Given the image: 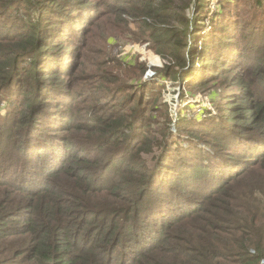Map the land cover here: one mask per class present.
Here are the masks:
<instances>
[{
  "label": "trees",
  "instance_id": "trees-1",
  "mask_svg": "<svg viewBox=\"0 0 264 264\" xmlns=\"http://www.w3.org/2000/svg\"><path fill=\"white\" fill-rule=\"evenodd\" d=\"M132 1L146 14L154 12L156 0L125 3L130 5ZM158 8L163 16L166 8L160 4ZM11 9L33 13V18L24 32L16 28L3 31L15 47L5 64L34 55L33 68L48 76L42 75V82L34 87L37 98L27 97L30 104L23 122L29 123L18 132L14 124H6L4 136H0V239L14 237L15 233L29 236L35 243L34 257L48 264H262L264 97L255 98L250 83L256 77L264 84V69L257 63L260 58L255 60L258 54H264L263 41L249 40L233 49L209 41V47L203 45L208 47L206 54H194L205 75L229 66L236 69L234 80L238 81L234 84L238 93L227 101L231 105L220 125L210 134L204 133L208 145H214V158L193 166L186 151L165 149L150 166L131 156L140 140L135 142V121L129 123L125 114L116 116V111H110L109 116L96 117V126H90L96 135L89 140L93 149L89 151L78 142L79 147L72 153H68L66 142L57 138L59 132L64 134L75 127L74 119L72 126L65 124L70 107H65L67 113L58 121L59 117L53 120L49 110L42 117L45 126L41 134L37 131L41 122L29 118L33 108L50 104L45 94L50 85L45 82L47 77H57L58 73L68 76L78 67L77 50L64 47L68 39L61 37L59 28L67 27L73 36L84 33L101 13L95 2L0 0V12L5 14ZM55 11L62 14L60 21L56 14L58 22L43 19V13ZM77 25H83L82 29L78 30ZM226 29L222 26L217 35ZM163 37L172 43L166 29L160 34L161 42ZM57 41L63 44H59V50L66 49L64 62L52 67L44 60ZM171 46L173 50L181 48ZM163 49L156 50L162 54ZM16 50L18 56H14ZM223 50L224 56L217 57ZM33 74L31 71L28 78ZM57 96L56 102L65 103L64 97ZM183 127L191 133L190 125L179 129ZM204 129L210 132L208 126ZM109 145H115L114 149H107ZM94 147L100 150L95 163ZM221 150H227L230 156ZM93 163L97 167L93 168ZM166 163L170 165L160 171ZM112 172L123 177H109ZM239 191L241 200L234 195ZM256 221L263 226L256 228ZM254 230L260 237L258 242L252 241Z\"/></svg>",
  "mask_w": 264,
  "mask_h": 264
},
{
  "label": "rangeland",
  "instance_id": "rangeland-1",
  "mask_svg": "<svg viewBox=\"0 0 264 264\" xmlns=\"http://www.w3.org/2000/svg\"><path fill=\"white\" fill-rule=\"evenodd\" d=\"M88 1L95 2L101 13L87 25L84 33L80 31L73 36L67 27L58 30L61 37L68 39L64 47H75L77 50L78 67L68 76L58 73L57 77L55 74L47 77L48 81L45 82L51 87L47 83L49 89L45 94L50 98V104L46 108H33L29 115V118H37L41 122L42 127L37 126V131L41 134L44 129L42 117L49 110L53 120L59 117L58 121L67 113L65 107H70V118L65 124L72 126L74 119L75 127L69 128L64 134L59 132L57 138L66 142L68 153L79 147L78 142L91 151L93 147L89 140L96 136L90 127L96 126L94 119L109 116L110 111H116V116L117 113L125 114V120H129V123L135 121L132 133L136 134L135 142L140 140L131 153L135 160L143 159L151 166L156 161L155 157L165 149L168 152L186 151V155L191 156L193 166L214 158L211 148L214 145H208L204 133L210 134L212 128L218 127L220 121L225 119L223 115L229 110L227 106L231 105L227 101L238 93L234 84L238 81L234 80L236 69L223 66V70L212 69L205 75L199 67L200 59H196L194 54H206L204 50L209 47V41L231 49L235 46L241 48L249 40L258 39L256 43H264L261 40L264 38V0H156L151 15L138 8L135 1L130 5L125 0ZM158 4L166 8L163 16ZM54 14L60 15V21L62 14L59 11L43 13V19L58 22ZM32 18L33 13L28 11L15 13L11 9L5 14L0 12V136H4L3 127L6 124H14L18 132L29 123L30 120L25 124L23 122L30 104L27 97L30 95L37 98L34 87L40 81L39 78L45 75L33 68L36 63L34 55L20 58L18 63L12 60L5 64L11 59L9 51L15 47L3 31L16 28L24 32L25 25ZM187 24L188 32L185 31ZM222 26L227 29L222 32L224 34L217 35ZM82 27L79 25L78 30ZM165 29L172 35V43L165 37L163 42L159 40ZM59 44L63 45L57 41L53 46L56 48L45 56L44 61L52 67L61 63V60L64 62L63 53L66 49L59 50ZM172 44L181 48L173 50L170 48ZM204 44L208 47H203ZM157 47L164 48L162 54L157 52ZM17 50L14 56H18ZM224 52L221 51L217 57H223ZM208 58H212V55ZM258 58L260 62L257 63H261L264 69V54H258L255 60ZM31 71L35 74L28 78ZM251 81L254 97H264V90L260 91V88L264 89L263 82H259L256 77ZM57 95L64 97L65 103L56 102ZM63 110L62 114L60 111ZM189 125L191 133L187 127L179 129L180 126ZM206 126L210 132L204 131ZM168 131L170 134L166 137ZM114 147L109 145L107 149L113 150ZM94 151L97 153L92 160L95 163L100 150L94 147ZM221 151L226 157L230 156L227 150ZM94 163L93 168L98 165ZM168 165L166 163L160 171ZM112 176L123 177L114 172L109 177ZM240 191L234 193L237 200L242 199L239 197ZM261 197L264 206V194ZM261 218L264 220V208ZM14 225L17 226L15 228L20 227L19 224ZM261 226L256 221V228ZM251 235L252 241L260 240L256 230ZM19 245L24 247L18 249ZM34 247L35 243L29 236L15 233L14 237H4L0 239V264H48L46 260L40 262L34 257ZM255 252L252 248L251 253Z\"/></svg>",
  "mask_w": 264,
  "mask_h": 264
}]
</instances>
